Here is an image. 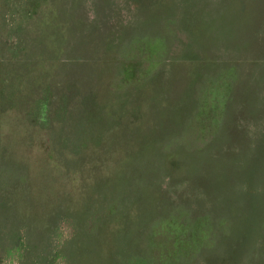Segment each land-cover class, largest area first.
Masks as SVG:
<instances>
[{"label": "rangeland", "instance_id": "obj_1", "mask_svg": "<svg viewBox=\"0 0 264 264\" xmlns=\"http://www.w3.org/2000/svg\"><path fill=\"white\" fill-rule=\"evenodd\" d=\"M48 2L0 0V264H123L113 239L88 251L85 211L110 202L146 233L211 219L213 245L180 264H264V0ZM222 88L195 140L186 123ZM112 152L119 173L137 156L130 188L107 189Z\"/></svg>", "mask_w": 264, "mask_h": 264}, {"label": "trees", "instance_id": "obj_2", "mask_svg": "<svg viewBox=\"0 0 264 264\" xmlns=\"http://www.w3.org/2000/svg\"><path fill=\"white\" fill-rule=\"evenodd\" d=\"M46 1L48 2L55 0ZM146 47L147 45L141 46L139 44L135 46V50L139 53L140 58H145L148 56V48ZM141 60L144 59L141 58ZM142 71L145 74L143 68ZM130 76L131 75L128 73H121L118 79V86L120 87L125 83L128 84L131 78ZM142 77H144V75H142ZM225 91L226 89L222 88L221 92H218L217 90L206 92L204 98L201 99V101L203 100L201 112L193 115L186 123L185 128L187 130V134L190 137H194V139L198 141H204L206 136L214 134L219 128V122H217L216 119L219 117L222 111L220 99L225 96ZM210 92H216L218 95L214 94L213 98L211 99ZM119 132H125V130H121ZM2 136L0 137V142L7 145L4 141L5 137ZM31 141L34 140H26L25 145L31 144ZM50 148H52V150L55 152L54 146H51ZM54 152H52L49 157H55ZM134 157L136 158V161L131 162L129 165L127 164L129 158L127 156L124 157L125 163L123 165V169H121V173L116 171L118 164L117 154L112 152L105 157L109 177L107 178L109 181L107 189H112L115 192L118 189V181H120V185H122V187L130 188L132 186L134 175H136L134 173L135 168H137L138 164L137 156ZM99 158L100 156H94L93 162L98 164ZM169 160L170 159L167 158L168 162ZM147 165L152 166V164L149 162H147ZM56 166L67 173L64 165H60L58 162ZM61 175L63 176L64 173ZM71 180L75 184L76 180ZM102 193L103 191L99 189L94 194L89 192L84 193V196L86 199H92L100 197ZM96 200L98 199L96 198ZM133 204L134 202H131V207L125 208V213L123 212V209H119L117 203L111 202L104 206L103 211L86 209L85 220L88 222L86 224V228L89 231V234H91V241L89 242L88 247L91 249L88 251L94 255L93 257L99 253L97 250L99 247H102V251L109 249L108 251L110 254L113 253L107 244L108 239L114 240L115 248L113 249L115 251L121 252V254L124 256V259L119 257L120 262L122 261L123 264H180L182 259L192 261V259H194V257L202 250L210 248L213 245V238L216 237L217 232L215 231H217V228L215 223L208 217H201L191 221L183 217L185 216L184 213L176 214L172 212L168 218L156 221L158 224H156V222L152 223L149 231L146 233V230L144 229L145 227L143 226L144 223L142 224V220H137L136 217L133 218L135 222L132 221L131 223L128 222L124 224V222L121 221V219H124L125 215L128 217L130 216L128 213L132 211ZM23 211L24 210L22 209H14L12 212L14 213L13 215H15L21 214ZM75 222L77 224V233L79 234L84 230L79 227V223L81 224V219H76ZM135 225H137L136 230L129 229L133 226L135 229ZM144 236L146 237L145 240H143ZM135 243H137V245H134ZM136 248H139L138 251H141L139 254L134 251ZM107 256H109V253ZM85 258L86 256L84 257L83 261L86 260Z\"/></svg>", "mask_w": 264, "mask_h": 264}]
</instances>
